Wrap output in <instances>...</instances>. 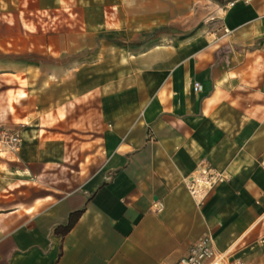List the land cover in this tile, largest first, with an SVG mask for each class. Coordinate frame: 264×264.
<instances>
[{
  "label": "crops",
  "instance_id": "1",
  "mask_svg": "<svg viewBox=\"0 0 264 264\" xmlns=\"http://www.w3.org/2000/svg\"><path fill=\"white\" fill-rule=\"evenodd\" d=\"M0 45V264L264 263V0H0Z\"/></svg>",
  "mask_w": 264,
  "mask_h": 264
},
{
  "label": "built area",
  "instance_id": "2",
  "mask_svg": "<svg viewBox=\"0 0 264 264\" xmlns=\"http://www.w3.org/2000/svg\"><path fill=\"white\" fill-rule=\"evenodd\" d=\"M200 84L193 83V90L198 91ZM1 142L7 145L10 150L17 148L19 143V136L16 133L8 134L6 131L2 132ZM226 180L223 170H220L212 165H201L197 170L188 176L185 180V187L194 199L196 204L201 205L208 194L221 182ZM210 239L208 237L200 238L188 252L177 259L174 264H229L230 257L215 252L209 245ZM235 264H242L236 262Z\"/></svg>",
  "mask_w": 264,
  "mask_h": 264
},
{
  "label": "trees",
  "instance_id": "3",
  "mask_svg": "<svg viewBox=\"0 0 264 264\" xmlns=\"http://www.w3.org/2000/svg\"><path fill=\"white\" fill-rule=\"evenodd\" d=\"M82 210L74 211L69 214L68 221L64 225H58L55 227V232L58 234H65L74 225L76 219L80 215Z\"/></svg>",
  "mask_w": 264,
  "mask_h": 264
},
{
  "label": "rangeland",
  "instance_id": "4",
  "mask_svg": "<svg viewBox=\"0 0 264 264\" xmlns=\"http://www.w3.org/2000/svg\"><path fill=\"white\" fill-rule=\"evenodd\" d=\"M69 2L71 1H73V2H75L76 0H68ZM4 48L2 47V45H0V62H5L6 60H2V56L3 55H6L5 53H4ZM43 57V56H42ZM46 58H47V56H46ZM44 59H42V61H43ZM45 60H47V59H45ZM9 61H11V60H9ZM4 131H6L8 134H10V133H13V132H10L9 130H7V129H1V134H0V144L2 145H5L6 147H7V145L6 144H4L3 142H1V135H2V132H4ZM8 148V147H7ZM9 149V148H8ZM237 262V261H236ZM238 262H240V261H238ZM229 264H235V261L234 260H232V259H229ZM257 264H264V263H262L261 261H259V262H257Z\"/></svg>",
  "mask_w": 264,
  "mask_h": 264
}]
</instances>
